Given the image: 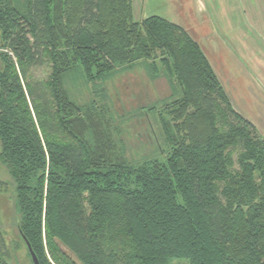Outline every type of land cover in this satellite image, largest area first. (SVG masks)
I'll list each match as a JSON object with an SVG mask.
<instances>
[{
  "label": "trees",
  "instance_id": "obj_1",
  "mask_svg": "<svg viewBox=\"0 0 264 264\" xmlns=\"http://www.w3.org/2000/svg\"><path fill=\"white\" fill-rule=\"evenodd\" d=\"M0 49V165L39 264H264V138L181 27L132 0H0ZM122 78L141 91L119 114ZM137 120L161 139L128 158Z\"/></svg>",
  "mask_w": 264,
  "mask_h": 264
},
{
  "label": "crops",
  "instance_id": "obj_2",
  "mask_svg": "<svg viewBox=\"0 0 264 264\" xmlns=\"http://www.w3.org/2000/svg\"><path fill=\"white\" fill-rule=\"evenodd\" d=\"M253 1L132 0V7L138 21L157 16L181 27L200 46L232 109L264 138V3L255 8Z\"/></svg>",
  "mask_w": 264,
  "mask_h": 264
},
{
  "label": "rangeland",
  "instance_id": "obj_3",
  "mask_svg": "<svg viewBox=\"0 0 264 264\" xmlns=\"http://www.w3.org/2000/svg\"><path fill=\"white\" fill-rule=\"evenodd\" d=\"M264 0L253 1V6L255 8L260 6V3ZM264 7V6H263ZM254 8V9H255ZM263 9V8H262ZM260 20V19H259ZM255 23V22H254ZM7 52L6 50L0 49V52ZM2 69V63L0 60V70ZM50 73L49 62L46 58L41 60V63L32 66L28 70L27 80L29 82H43L47 79ZM122 83L120 86V96L118 100L115 97V109L119 114H122L123 108L126 109L129 106H135V103L140 102L139 98H131L134 95L140 94V84L139 80L132 81V87H127L126 81L124 78L121 79ZM156 91L159 95L166 96L168 93L167 85L163 78L159 79L156 83ZM153 120V119H152ZM148 129L150 134L159 138V128L158 125H144L142 121H132L130 125H127L126 131V140H127V156L128 158H138L142 154H146L149 151V136ZM161 139V137H160ZM236 153V152H235ZM234 153V154H235ZM235 157V155H234ZM4 180L7 182L6 172L4 168L0 165V229L4 234V240L6 247L11 253V261L17 264H31L29 257L27 256L26 249L21 243L20 239L17 236L16 226H15V215L13 212V197L14 193L9 184L4 183ZM4 183V184H3ZM51 264H54L51 261ZM172 264H187L185 260H174Z\"/></svg>",
  "mask_w": 264,
  "mask_h": 264
},
{
  "label": "water",
  "instance_id": "obj_4",
  "mask_svg": "<svg viewBox=\"0 0 264 264\" xmlns=\"http://www.w3.org/2000/svg\"><path fill=\"white\" fill-rule=\"evenodd\" d=\"M20 234H21V232H20ZM21 238L24 241V244H25V247H26L27 252L29 254L31 263L32 264H39L38 259H37L35 253L33 252L32 248H31L30 243L26 240V238H25V236L23 234H21Z\"/></svg>",
  "mask_w": 264,
  "mask_h": 264
}]
</instances>
